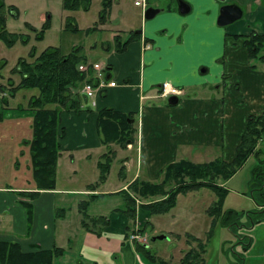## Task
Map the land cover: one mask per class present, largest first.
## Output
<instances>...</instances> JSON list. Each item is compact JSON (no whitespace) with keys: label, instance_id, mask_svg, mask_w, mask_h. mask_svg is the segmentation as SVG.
Returning <instances> with one entry per match:
<instances>
[{"label":"crops","instance_id":"crops-1","mask_svg":"<svg viewBox=\"0 0 264 264\" xmlns=\"http://www.w3.org/2000/svg\"><path fill=\"white\" fill-rule=\"evenodd\" d=\"M185 1L190 5V11L184 15L191 13L192 15L186 23L174 21L169 36L158 39L160 44L156 50L162 49L161 57L165 56L166 58H170L168 51L180 53V60L183 61L184 58V62H186L185 66L183 63L182 68L184 70L187 68L193 73L194 58L192 54H197L195 46H198L194 40L196 37L202 36L194 34L201 32L207 35L209 41L211 40L208 41V46L218 47L221 44V50L225 48V51L221 58L222 66L216 70L218 83L215 87L216 94L209 96L203 92L199 96L196 91L191 92L193 95H190L186 91V87L192 86L196 82L190 84L182 79L177 80L171 75L162 80L160 77L155 88L156 94L149 95L150 88L147 85V80L140 75L134 76L133 68L129 67L131 61L129 52L134 44H142V39H146L152 45L144 49V60L148 57L151 59L155 57V42L151 39L153 35L143 36L142 31H130V33L140 34V36L131 39V44L123 51L122 59L119 60L120 67L114 72H111L114 68L109 71V66L112 65L111 61L115 63V60L112 56L106 58L108 67L106 77L109 80H114L116 86L107 87L98 93L94 104L83 99L79 111H63L61 114V126L65 130L59 140L61 152L56 161L54 186L42 189L36 184L33 177L32 160V176L26 178L24 183L0 185L1 241L17 242L23 251L62 248V252L55 258V262L57 258L67 255L70 246L75 243L78 264H141L142 261L137 252L147 250L143 245L138 250V242L130 240L129 235L139 229L145 230L153 215L148 210L146 213L141 207H137L135 217L130 219L128 215L119 210L128 205L124 194L129 192L130 183L141 177L142 180L157 181L164 167L178 159L202 162V157L206 155L212 157L210 159L212 160L218 157V150H220V157L225 161H230L234 157L236 147L245 130L247 116L253 113L258 114L264 108V70L250 68L247 51L242 46V38H236L237 34L235 33L218 30L220 26L217 24L218 0H195L196 4H192L189 0ZM233 1L240 5L246 4L247 10L252 11L254 1L250 3L245 0ZM164 8L160 12H165L175 20L173 14L177 8H173V1L171 0L170 4L165 5ZM196 10H198L199 17L194 16ZM241 10L242 17L244 11ZM257 13L264 15L263 3H259ZM262 19V15L249 19L247 21L250 25L249 31L264 33V27L260 29ZM256 20L259 21L258 28L254 27ZM179 32L180 34H178ZM183 32H185L184 36H182ZM135 39H139V41L133 43ZM235 50H238L236 57L233 56ZM227 55L232 57L231 60ZM141 59L140 57L138 59L139 65L142 63ZM135 64L137 65V60ZM150 76L152 75L150 74ZM162 81H169L182 89V95H171L178 97L176 104L167 102L170 96L166 98L158 96L157 87ZM126 82L127 84H125ZM204 84L209 83L204 81ZM225 85L230 88L226 89ZM224 95L227 96L228 102H225ZM240 96H243L242 98H245L247 102L236 104V100L240 99ZM104 108H113L122 113H132L131 119L135 120L134 125L137 123L136 137L132 141L123 142L122 145L114 142L107 144L102 142L103 136L98 132L96 120L98 113ZM21 109L23 113L32 117L31 111L22 106ZM16 113L19 114L18 111ZM14 116L17 115L14 113ZM105 148L107 151L111 150L112 161L117 159L122 163L117 176L110 178V171H108L105 180L95 186L92 185L93 182H87L92 178L89 180L84 178L77 187H74L73 178L75 176L72 175L78 171L80 175L85 172V165L78 167L75 164L83 159L91 161L99 153L103 154ZM62 152L65 155L63 162L60 161ZM207 152H211V154H206ZM95 163L94 182L98 177V160ZM26 167L29 168L28 163ZM91 172L92 175L95 172L93 167ZM128 173H130L129 177ZM60 174H63L62 179L65 182L60 181ZM226 189L230 190L227 187ZM71 195H73L72 198ZM108 199V203L99 202ZM25 204L30 205V214H28ZM93 204L108 205L109 207L104 212L88 213L87 208ZM82 208L86 210L89 217L101 216L105 222L92 224L87 220L84 223ZM74 213L75 215H73ZM245 215L248 217L246 212ZM71 219L74 224L71 223ZM192 219L189 217L188 221ZM243 219L244 217L242 222L245 223ZM194 220L196 222V219ZM131 224L134 225L133 229ZM73 238H75L74 241ZM258 257L259 264H264V249Z\"/></svg>","mask_w":264,"mask_h":264},{"label":"rangeland","instance_id":"rangeland-1","mask_svg":"<svg viewBox=\"0 0 264 264\" xmlns=\"http://www.w3.org/2000/svg\"><path fill=\"white\" fill-rule=\"evenodd\" d=\"M1 1L16 10V12L12 10V13L5 11L4 28L7 33L18 34V39L12 45H8L0 39V100H3L4 97L7 99L6 102L0 101V185H19L24 183L26 178L28 179L32 176L31 154L29 149L33 136L31 125L32 117L31 115L23 113L21 106L27 109L29 97L31 94L36 93L37 89H17L20 74L13 70L20 58H30L29 52L32 49L35 57L48 47H56L63 54L77 51V54L83 55L88 60L99 61L104 65L107 62L106 58L112 56L115 63L111 61L112 65L111 67L109 66V71L114 68L111 71L114 72L115 69L120 67L119 60L122 59L123 51L131 44V41L128 42L124 49V44L131 36L130 31H142L143 36L153 35L151 39L155 42L154 51H156V55L152 59L148 57L144 60L143 51L145 50L142 44H134L129 52L131 58L129 67L133 68L135 72L134 76L140 75L147 80V85L150 88L149 95L156 94L155 88L160 77L162 80L166 76L171 75L177 78V80L182 79L190 84L194 82L198 83V85H195V83L192 86L186 87V91L190 95H193L191 92L196 91H198L197 95L199 96L203 92H205V95L209 94V96L216 94L215 87L218 84L216 81V70L219 66H222L221 58H223V52L225 51V48L221 50V44L218 47L214 45L208 46L211 40L209 41L207 35L201 32L194 34L196 36H202L196 37L194 40L198 46H195L197 54H192L194 58L193 73L187 68H185L186 70L182 68L183 63L185 66L186 62H184V58L183 61L180 60V53L176 51L169 52L167 50L170 58H166L165 56L161 57L160 52H162V49L156 50L160 44V40L158 39L169 36L170 28L174 21L186 23L192 13L179 16L178 10L175 9V13L173 14L175 20L165 14V12H160L150 20H145L143 17L144 9L141 6L135 5V0H112L109 6V14L102 23L99 20L101 0H91L87 10H83L82 8L69 10L64 6L63 0ZM161 1L164 0H146V4L163 6L164 3H161ZM172 1L173 8H177L176 0ZM189 1L192 4H196L195 0ZM245 1L249 3L254 1L252 3V11L247 10L245 3V5L242 4L243 16L231 24L219 26V31L222 29L227 33H247L250 28L247 21L261 15L263 19L260 29L264 27V15L257 13L259 3L264 4V0H260V2L259 0ZM194 16L199 17L198 10H196ZM72 24L76 26V29H73ZM156 24L159 25L157 26ZM254 27H259L258 20H256ZM180 32L182 31L180 30ZM184 33H182V36H184ZM115 34L119 35L118 43L113 39ZM21 38L27 39V41H22ZM213 39L216 40L215 38ZM137 41L139 39H135L133 43ZM204 43L207 44L205 45ZM149 45H152L150 41ZM229 46L231 48V45ZM227 56L231 60L232 57ZM233 56H238V50L233 52ZM139 57L140 59L142 57V63L140 65L138 64ZM27 60L33 61V59ZM136 60L137 65L135 64ZM249 61L252 65H256L257 69L264 70V64L255 60ZM204 81L209 84L205 85ZM173 85L176 86L175 84ZM220 87H223V85H220ZM224 87L226 89L230 88L226 85ZM2 88L3 90H1ZM134 88L137 89L136 86ZM79 89L80 87L77 90L79 91ZM131 89L133 90V88ZM75 90L71 91L73 95L75 94L77 96L78 92ZM10 91L13 92L12 96L9 95ZM242 97L240 96V99L236 100V104L240 105L242 102H247ZM225 102H228L227 96H225ZM14 113L17 116H14ZM83 120L85 121V119ZM132 121L133 127L136 129L137 123L134 125L135 120L133 119ZM135 137L136 131L134 133ZM258 147L261 151L258 156H250L237 172L225 182V186L230 190L226 192L222 200L223 210L232 209L238 214L243 213V221H247L245 227L237 228L232 233L225 226H222L221 223H217L213 225L212 232L206 240L207 231L210 226V218L206 214V208L216 199V194L215 191L209 188L201 187L184 194H178L176 196L175 206L168 212L152 214L151 222H148L145 230H143L147 241L142 244L145 247L144 249L155 255L154 257L156 259L165 260L169 264H179L184 254L190 248H195L196 241L192 239L197 236L198 239L206 242L205 251L203 252V264H259L258 256L264 249V212L257 209V204L250 194L252 189L257 188L261 183L264 184V137L258 143ZM106 151V148L103 149V152ZM101 154L99 153L97 157L92 158L93 161L83 159L75 164L78 167L85 165V172L83 175H80L78 171L72 175L75 176L73 178V182L75 183L73 185L74 187H77L79 182L83 181L84 178H88V180L92 178L87 182H94L96 174L94 165L96 164L95 161L101 160ZM206 154H211V152H207ZM219 154L220 150H218L217 156H220ZM204 156L202 157V162H206L212 158L206 155ZM64 157L65 155L62 152L61 162L64 161ZM27 163L29 168L26 167ZM120 164L122 163L117 159L110 163V178L117 176L119 170H121ZM92 167L95 171L93 175L91 172ZM129 174H127L128 177L130 176ZM62 175L60 174L59 176L60 181L65 182L62 179ZM220 182L218 181V183ZM173 186L175 187L176 184L170 183L165 188L167 187L170 190ZM128 191L130 193L126 192L124 194L128 204L127 206L133 205V201L126 196L130 194L135 199V207L137 209L141 198L136 193H133L134 191L132 192L131 188ZM72 196L70 197L72 198ZM152 200H155V197L149 201ZM74 202L76 201L74 200ZM99 202L108 203L109 199L105 201L100 200ZM108 207V205L99 206L93 204L87 208V212L94 214L100 213L104 212ZM141 209L145 212L147 211L143 207ZM246 211L250 212L252 219L256 220L255 223H252V219L250 220L249 217V219L246 217L244 214ZM189 217L193 219L188 221ZM194 219H196V222ZM71 223L74 224L72 219ZM90 223L94 222L91 221ZM131 228H134L133 224H131ZM244 235L248 236V238H241ZM251 238L252 243L247 249H244V242L246 240L250 241ZM74 240L75 238H73ZM74 244L70 246L67 255L57 258L55 264H78ZM137 253L142 261L141 264H159L157 260H151L147 257L143 250ZM238 254H241L242 261L238 259Z\"/></svg>","mask_w":264,"mask_h":264},{"label":"trees","instance_id":"trees-1","mask_svg":"<svg viewBox=\"0 0 264 264\" xmlns=\"http://www.w3.org/2000/svg\"><path fill=\"white\" fill-rule=\"evenodd\" d=\"M90 1L63 0L64 6L69 10L78 8L87 10ZM111 3L112 0H101L99 20L102 23L109 14ZM4 24L5 17L0 11V39L6 44L12 45L18 39V34L7 33ZM72 26L73 29H76L74 24ZM138 36L140 34L134 35L131 33L124 47L131 39ZM37 37L39 36L37 35ZM235 37L242 38V46L247 50L249 60L264 64V33L251 31L245 35L237 34ZM21 39L27 41V39ZM113 39L118 43V35H115ZM76 52L63 54L56 47H48L35 57L32 49L29 52L30 58H20L15 69H13L20 74L17 89H37L36 93L30 95L27 109L32 113L33 136L29 149L33 164V177L36 184L42 189L54 186L56 161L61 152L59 140L65 130L60 124L61 114L63 111H79V106L83 100L79 94L77 96L73 95L71 91L76 89L75 91L78 92L77 89L86 80V76L77 70V65L85 62L87 58ZM27 59H33V61ZM249 65L250 68H256V65H252V63ZM107 69L108 67H106V75ZM12 94L13 92L10 91L9 95L12 96ZM0 101L6 102L7 99L4 97ZM131 118L132 113H122L113 108H104L100 111L96 121L98 132L103 136L102 142L106 144L114 142L122 145L123 142L132 141L135 128L133 127V121H127ZM263 137L264 108L258 114L253 113L247 116L244 133L236 147L234 157L230 161H225L220 156L206 162H193L184 158L178 159L164 167L157 181L150 182L136 178L128 188H131L132 192L134 191L133 193L141 198L138 207L145 208L150 214L168 212L175 206L178 194H184L201 187L209 188L215 191L216 199L206 208V214L210 217L206 240L212 232L213 225L217 223H221L222 226L233 233L235 229L245 227L246 223L242 222L243 213L238 214L232 209H222V200L228 191L223 183L229 180L250 156H258L261 152L258 143ZM110 153L111 150H108L101 154V160L97 164L98 177L92 183L93 186L105 180L110 169ZM218 181L221 182L218 183ZM170 183L176 184V186L168 190L169 188H165V186L170 185ZM251 191L250 195L256 204L264 202L263 183ZM126 196L133 201V205L124 206L119 210L128 215L130 219H133L136 214L135 199L130 194ZM154 197L155 200L149 201ZM25 206L28 209V214H30V205L25 204ZM82 211L84 223L87 220L93 221L92 224H103L105 222V219L101 216L89 217L85 209L82 208ZM246 213L251 220L250 212L246 211ZM252 220V223L256 222V220ZM139 232H143V229H139ZM241 238H248V236L244 235ZM192 240L196 241L195 248H190L179 264H203V252L205 251L206 242L195 237ZM250 242L251 240L244 242V249L248 248ZM140 248H142L141 244L138 245V250ZM61 252L62 248L59 247L38 251H23L17 242L0 240V264H54L55 258ZM144 254L151 260H157L159 264H169L165 260L156 259L155 255L149 251H145ZM238 259L243 260L241 254H238Z\"/></svg>","mask_w":264,"mask_h":264},{"label":"built area","instance_id":"built-area-1","mask_svg":"<svg viewBox=\"0 0 264 264\" xmlns=\"http://www.w3.org/2000/svg\"><path fill=\"white\" fill-rule=\"evenodd\" d=\"M143 1H135L136 5H140ZM77 70L86 76V80L82 82L79 89V96L85 99L87 102L94 104V99L98 93L106 89L107 87L116 86L114 80L106 78V67L102 62L87 60L77 65ZM181 89L174 86L169 81H162L158 85V96L166 98L171 95H182ZM1 97V92H0ZM258 210L264 212V202L257 205ZM130 240L138 243H146V235L140 233H131L129 235Z\"/></svg>","mask_w":264,"mask_h":264},{"label":"water","instance_id":"water-1","mask_svg":"<svg viewBox=\"0 0 264 264\" xmlns=\"http://www.w3.org/2000/svg\"><path fill=\"white\" fill-rule=\"evenodd\" d=\"M176 1H177V10L180 15H184L190 11V5L185 0H176ZM160 11L161 9L159 8L149 6L143 11V17L145 20H150L155 15H157ZM241 15H242V10L236 4L223 5L219 9V14L217 17V24L220 26L229 24L239 19ZM167 102L169 104H176L178 102V97L170 96L167 99ZM132 120L133 119L127 120V121H132Z\"/></svg>","mask_w":264,"mask_h":264},{"label":"flooded vegetation","instance_id":"flooded-vegetation-1","mask_svg":"<svg viewBox=\"0 0 264 264\" xmlns=\"http://www.w3.org/2000/svg\"><path fill=\"white\" fill-rule=\"evenodd\" d=\"M135 1H143L140 5H138V6H141L144 10L147 8V7H149V6H152V7H155V8H159V9H165L164 7H165V5H168V4H170V2H171V0H164V1H161V3H164V7L163 6H157V5H153V4H146V0H135ZM156 1H158V0H156ZM218 1H220V3H219V7H218V9H220V7L221 6H223V5H227V4H236L237 6H239L240 8L242 7V5H240L238 2H236V1H233V0H218ZM155 2V1H154ZM176 3H177V1H176ZM134 4H135V2H134ZM136 5V4H135ZM242 9V8H241ZM12 10L13 11H15L16 12V10H15V8H12V7H9L8 5H5L1 0H0V11H1V13L4 15L5 14V11H7V12H10V13H12ZM236 21V20H235ZM235 21H233V22H235ZM233 22H231V23H233ZM231 23H229V24H231ZM226 25H228V24H226ZM223 26H225V25H223ZM132 32H134V31H132ZM249 32H251V31H249ZM249 32H247V33H249ZM256 32V31H255ZM247 33H243L244 35L245 34H247ZM258 33H262V32H258ZM238 34H240V33H238ZM243 34H241V35H243ZM142 44H143V48L144 49H147V48H149L150 47V45H149V41L148 40H146V39H142ZM247 51V50H246ZM248 55V54H247ZM179 89H181V88H179ZM181 91H182V89H181ZM246 223V222H245ZM247 224V223H246Z\"/></svg>","mask_w":264,"mask_h":264}]
</instances>
